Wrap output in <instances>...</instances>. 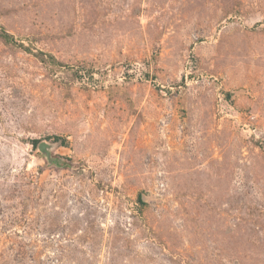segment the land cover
Wrapping results in <instances>:
<instances>
[{"label": "rangeland", "instance_id": "1", "mask_svg": "<svg viewBox=\"0 0 264 264\" xmlns=\"http://www.w3.org/2000/svg\"><path fill=\"white\" fill-rule=\"evenodd\" d=\"M0 264H264V0H0Z\"/></svg>", "mask_w": 264, "mask_h": 264}, {"label": "water", "instance_id": "2", "mask_svg": "<svg viewBox=\"0 0 264 264\" xmlns=\"http://www.w3.org/2000/svg\"><path fill=\"white\" fill-rule=\"evenodd\" d=\"M40 150L45 152V150H46V144L45 143L40 145Z\"/></svg>", "mask_w": 264, "mask_h": 264}, {"label": "trees", "instance_id": "3", "mask_svg": "<svg viewBox=\"0 0 264 264\" xmlns=\"http://www.w3.org/2000/svg\"><path fill=\"white\" fill-rule=\"evenodd\" d=\"M4 37H6V38H7L8 36L5 34V35H4Z\"/></svg>", "mask_w": 264, "mask_h": 264}]
</instances>
